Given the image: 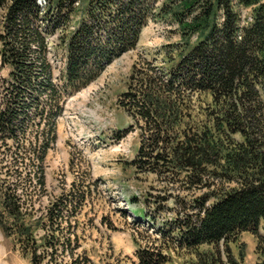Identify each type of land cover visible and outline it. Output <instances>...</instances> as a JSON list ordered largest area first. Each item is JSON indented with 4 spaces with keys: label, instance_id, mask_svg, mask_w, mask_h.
Returning <instances> with one entry per match:
<instances>
[{
    "label": "trees",
    "instance_id": "obj_1",
    "mask_svg": "<svg viewBox=\"0 0 264 264\" xmlns=\"http://www.w3.org/2000/svg\"><path fill=\"white\" fill-rule=\"evenodd\" d=\"M239 7L251 8L247 24ZM152 19L176 23L181 41L166 50V66L135 63L121 94L120 105L140 128L134 165L184 173L197 184L210 173L236 184L195 199L190 213L159 231L175 248L195 253L194 264H239L229 243L251 232L257 264H264V0H0V66L7 69L0 76V152L13 164L32 161L29 179L44 190L45 159L67 99L136 49ZM59 51L63 68L56 75ZM197 101L207 104L212 124L191 128ZM30 125L38 127L31 140ZM17 187L1 182L0 227L31 264H95L87 250L78 252L71 219L77 196L62 194L31 222ZM136 255L139 264L167 262L149 248Z\"/></svg>",
    "mask_w": 264,
    "mask_h": 264
},
{
    "label": "rangeland",
    "instance_id": "obj_2",
    "mask_svg": "<svg viewBox=\"0 0 264 264\" xmlns=\"http://www.w3.org/2000/svg\"><path fill=\"white\" fill-rule=\"evenodd\" d=\"M239 8L243 24H247L251 21V8ZM180 41L176 23L152 19L144 27L136 49L117 58L94 82L67 99L57 122V142L45 159L44 190L29 179L34 168L32 161L13 164L10 153L0 152V186L3 181L18 186L31 222L42 218L51 201L62 194L70 193L81 200L71 218L77 221L75 230L81 246L78 252L87 250L95 264H139L136 252L140 248L162 252L167 257L165 264H194L195 253L175 248L159 227L168 231L175 219L192 211L195 199L236 185L215 178L213 173L200 184L192 183L184 173L177 176L176 171L166 175L139 171L133 163L140 146V128L120 105L121 94L128 88L135 63L140 65L147 60L166 66V50L175 48ZM54 63L59 75L63 68L61 51ZM6 75L7 69L0 66V76ZM205 106L197 101L189 110V127L201 122L212 124L205 119ZM37 128L29 126L30 140ZM233 138L241 139L239 135ZM6 166L11 169L8 173ZM63 227L68 234L67 224ZM42 232L41 229L38 234ZM241 243L245 244L243 259L239 255ZM256 245L257 238L251 232H243L238 241L229 243L239 264H257L261 260ZM207 250L208 245L200 247V251ZM0 264H31L14 237L7 236L1 227Z\"/></svg>",
    "mask_w": 264,
    "mask_h": 264
}]
</instances>
